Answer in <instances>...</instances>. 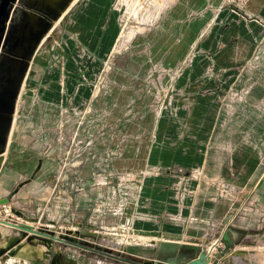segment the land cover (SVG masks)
<instances>
[{
    "label": "rangeland",
    "instance_id": "rangeland-1",
    "mask_svg": "<svg viewBox=\"0 0 264 264\" xmlns=\"http://www.w3.org/2000/svg\"><path fill=\"white\" fill-rule=\"evenodd\" d=\"M15 118L33 199L75 180L86 217L122 228L155 222L150 189L174 181L206 238L252 231L232 264H264V0H74L40 44ZM179 215L166 220L186 233Z\"/></svg>",
    "mask_w": 264,
    "mask_h": 264
},
{
    "label": "water",
    "instance_id": "water-1",
    "mask_svg": "<svg viewBox=\"0 0 264 264\" xmlns=\"http://www.w3.org/2000/svg\"><path fill=\"white\" fill-rule=\"evenodd\" d=\"M73 1L0 0V169L32 60ZM21 186L0 199V204L10 202ZM67 195L74 200L75 180ZM88 221L63 220L58 226H0V264H231L233 253L242 251L232 248L220 259L210 256L200 244L126 237L121 235L124 230L120 226ZM236 233L231 226L223 239L233 246Z\"/></svg>",
    "mask_w": 264,
    "mask_h": 264
},
{
    "label": "crops",
    "instance_id": "crops-1",
    "mask_svg": "<svg viewBox=\"0 0 264 264\" xmlns=\"http://www.w3.org/2000/svg\"><path fill=\"white\" fill-rule=\"evenodd\" d=\"M243 45H244L243 47H245V44ZM233 47L234 46L229 45L221 53V61L225 62L224 65H227L228 58L229 59L231 58L229 60L230 63L235 61L236 58L233 57L231 54L234 49ZM247 52L248 51L245 48H243V55H245ZM16 112H17V109H16ZM15 116H16V113L14 115L13 125L11 128L10 134H9V143H8L7 151L4 154L5 158L3 160V163L0 169V199L9 196L15 190L17 186L22 184V186L23 185L24 186L19 189V191L12 197L10 201L11 204L14 206L17 214L22 215V216L23 215L28 216L29 218H37L38 214H40L43 211L45 213L49 212L57 216L56 219L48 220V218H43L40 222L38 221L33 222V224L37 226L55 224L56 226H58L59 223L62 222L63 220H75V222H81V223L89 222L88 221L89 217H86L88 216L86 215L87 210H90L89 205L86 203H80L79 201H77L78 200L77 194L75 195L74 200H72L71 203H69L70 209L67 210L68 212H63L64 214H66V217H62L63 216L62 210H64L66 207L65 195H63V197L62 196L60 197L59 195H55L53 196L50 202L47 201L50 195L48 188H46L45 190L46 195L42 196L39 199H33V197L29 195L28 190H29V187L32 185L31 184L32 181L31 179L27 178V175H32V174H28L30 172V169L32 168V165L30 164L31 162L29 163V160L27 161V159H29L31 155L22 154L20 151V148H21V142L23 141V139L19 137L14 138L15 119H16ZM191 152L192 154L194 153L193 155H195V157H197L198 159L201 158V155H199L196 152V149H192ZM30 160H33V159H30ZM37 173H39L37 175L40 177L49 178L51 177L52 172L49 170H44L42 173L41 172H37ZM174 185H176V183L174 181H171V188H170L171 190L168 189L169 191L164 190V189H159V188L150 189L152 190V192H149L148 196H150L151 201L155 203L152 204L148 202L145 205L147 209H143V210L157 213L156 214L157 220L155 222L148 221V220H139L137 223L127 222V225H129V228L127 229L126 232L130 233V234L126 233L127 237L171 240L175 242L200 244L202 246L207 245L209 241V237L206 238L205 234H202V233L200 234L198 230H196V225L194 223H189V220H188L189 216L192 213L195 214L196 216L200 214L199 212L200 207L197 205L195 209H192L190 207L181 206L180 200L178 199V196L180 197L179 191L172 190ZM146 195L147 194L144 193L143 197H145ZM69 201H70V198H69ZM169 211L171 214L168 213ZM181 212L186 215L185 225L187 226L190 225L186 233L180 232L178 230L179 227L177 225H172L171 223H168V221L166 220L167 215H172L173 217H175L176 220H178L179 217L182 218V215H179L181 214ZM236 214L237 212L234 214V217H236ZM173 217H172V220H173ZM123 219L124 218L122 217L121 220ZM19 221H24V220L23 218H20ZM178 224L180 223L178 222ZM0 226L9 228V226H6L4 224H0ZM62 228H65V227L63 226ZM233 228H235L237 232L235 235V240H234L235 243L233 245L234 250L245 249L246 250L245 255L247 256L248 255L247 250L248 251L250 250L247 247L249 243L248 244L247 242L245 243L244 239L248 237L252 231H248V228L242 225H233ZM223 247L218 249L217 256L220 259L224 258L230 252V250H232V247L229 244H228V249L225 250L224 252H223V249H224ZM244 256L240 258L237 264H247L246 262L242 260L244 259ZM252 263L253 262L251 261V264Z\"/></svg>",
    "mask_w": 264,
    "mask_h": 264
},
{
    "label": "built area",
    "instance_id": "built-area-1",
    "mask_svg": "<svg viewBox=\"0 0 264 264\" xmlns=\"http://www.w3.org/2000/svg\"><path fill=\"white\" fill-rule=\"evenodd\" d=\"M61 177V173L58 174V181L60 180ZM60 187L59 182L52 184L51 186H48L50 195L48 198V202H50L53 198V196L55 195H59L60 197L63 195H67L68 189H64V190H58ZM69 187V186H68ZM58 206V205H56ZM26 217V218H24ZM57 216L53 215L52 213L49 212H41L40 214H38L37 216V221L40 222L43 218H48L49 219H56ZM20 218H23L24 221H19ZM34 218H29L28 216H22L17 214L14 206L11 204V202L8 203H4V204H0V224H4L6 226L9 227H13L14 225L17 224H21V223H27V224H33V222H37V221H33ZM197 218L195 217H191L189 219V223H194V221H196ZM44 224V223H43ZM47 224V223H46ZM35 225V224H34ZM55 224H47V226H54ZM37 227V225H35ZM43 226V225H41ZM233 226V224H229L227 225L223 231H226L229 227ZM129 228V225L122 227V229L124 231H122L121 235H125L127 229ZM222 231V233L215 237L211 234V236L209 237V241L207 243L206 250L209 253L210 256H217L218 253V249L224 246L225 240L223 239V234L224 232Z\"/></svg>",
    "mask_w": 264,
    "mask_h": 264
}]
</instances>
